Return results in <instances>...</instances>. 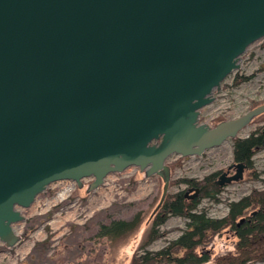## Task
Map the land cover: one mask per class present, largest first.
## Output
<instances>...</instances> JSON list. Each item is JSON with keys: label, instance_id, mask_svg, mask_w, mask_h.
Returning <instances> with one entry per match:
<instances>
[{"label": "water", "instance_id": "95a60500", "mask_svg": "<svg viewBox=\"0 0 264 264\" xmlns=\"http://www.w3.org/2000/svg\"><path fill=\"white\" fill-rule=\"evenodd\" d=\"M262 37L264 0H0V241H19V209L49 184L90 177L92 190L129 166L163 181L152 217L170 155H200L264 113L199 122ZM233 165L217 185L243 178Z\"/></svg>", "mask_w": 264, "mask_h": 264}, {"label": "rangeland", "instance_id": "374dc122", "mask_svg": "<svg viewBox=\"0 0 264 264\" xmlns=\"http://www.w3.org/2000/svg\"><path fill=\"white\" fill-rule=\"evenodd\" d=\"M238 63L239 68L221 82L218 91L214 90L211 103L200 109L199 122L213 126L264 102V37L251 43ZM235 74L251 77L233 84ZM263 122L264 113L254 117L238 135H247ZM232 160V139L200 155H170L166 159L170 166L167 194L189 189L185 183H179L180 178L201 180L209 173L226 170ZM252 161L259 172L257 178L244 177L222 186L219 201L202 199L200 208L210 217L221 218L227 213L228 202L253 190H264V147L254 154ZM91 180L90 177L82 179L81 187L70 180L53 182L29 207L19 209L24 219L13 228L21 238L11 247L0 241V264H130L132 257L142 252L150 215L160 199L163 181L157 174L146 176L136 166L109 173L102 184L87 190ZM139 210L142 222L135 231L113 239L96 234L100 223L128 217ZM251 211L247 210V214ZM184 227L183 217L168 215L159 227L161 236L144 245L145 250L161 249ZM237 245V235L227 227L211 235L197 251L207 254L206 264H225L239 254ZM247 252L249 258L244 264H264V236L252 239L244 251Z\"/></svg>", "mask_w": 264, "mask_h": 264}, {"label": "trees", "instance_id": "16d2710c", "mask_svg": "<svg viewBox=\"0 0 264 264\" xmlns=\"http://www.w3.org/2000/svg\"><path fill=\"white\" fill-rule=\"evenodd\" d=\"M250 75L235 74L233 84H238L249 79ZM264 138V124L246 137L232 138V157L234 161L244 162L251 168L250 178H257L259 172L252 166V156L258 150ZM217 171L205 175L201 180L192 178H180L179 183H185L188 187H198V195L187 198L185 191H176L166 194L160 207L152 215L146 231L144 245L161 236L159 227L164 223L168 215L180 216L185 220V227L181 233L170 240L167 245L159 250H145L135 254L130 264H206L209 258L206 253L198 252V248L204 245L208 238L219 230L229 227L236 231L238 237L237 249L239 254L225 262V264H244L248 256L244 253L250 246V241L255 237L264 236V190H253L252 193L242 196L238 200H232L227 204V213L221 218L210 217L204 208H200L201 200L211 202L219 201V193L222 186L215 182ZM257 207V209H256ZM252 209L253 216L247 214ZM240 217L248 218L239 226L236 220ZM142 222L141 210L133 212L128 217L114 218L100 223L96 234L109 239L126 236L135 231Z\"/></svg>", "mask_w": 264, "mask_h": 264}, {"label": "flooded vegetation", "instance_id": "af4514ba", "mask_svg": "<svg viewBox=\"0 0 264 264\" xmlns=\"http://www.w3.org/2000/svg\"><path fill=\"white\" fill-rule=\"evenodd\" d=\"M264 124V122L262 123V124H260L259 126H261V125H263ZM258 126V127H259ZM258 127H256V128H254L253 130H251L247 135H245V136H243V137H246V136H248L251 132H253V131H256V129L258 128ZM236 137H240L238 134H237V136ZM236 137H234V138H236ZM264 147V138L262 139V142H261V145H258V150H260L261 148H263ZM257 150V151H258ZM256 151V152H257ZM255 152V153H256ZM254 156V155H253ZM252 156V157H253ZM236 163H239V162H237V161H234V160H232V163L230 164V165H232L229 169H227L226 168V170H222V171H220V172H218V174L216 175V177H218V175L221 173V172H223V171H227V174H233L234 172H235V166L233 165V164H236ZM240 163H243L244 165H245V167H244V169H243V178L244 177H246V178H249L250 176H249V172H251V168H249V166H248V164H246V163H244V162H240ZM252 166H253V161H252ZM253 168H254V166H253ZM255 169V168H254ZM256 170V169H255ZM242 178V179H243ZM242 179H240V180H238V181H235V182H239V181H241ZM254 215V213L252 212L251 214H248V217L249 216H253ZM240 218H242V217H240ZM240 218H238L237 220H236V226H239L240 224H242L246 219L247 220H249L248 218H245V217H243V220L240 222V223H238V221L240 220ZM235 234H236V231H233Z\"/></svg>", "mask_w": 264, "mask_h": 264}]
</instances>
